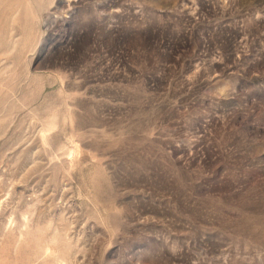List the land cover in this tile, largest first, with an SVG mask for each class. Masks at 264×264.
Returning <instances> with one entry per match:
<instances>
[{
    "label": "rangeland",
    "instance_id": "rangeland-1",
    "mask_svg": "<svg viewBox=\"0 0 264 264\" xmlns=\"http://www.w3.org/2000/svg\"><path fill=\"white\" fill-rule=\"evenodd\" d=\"M0 264H264V0H0Z\"/></svg>",
    "mask_w": 264,
    "mask_h": 264
}]
</instances>
